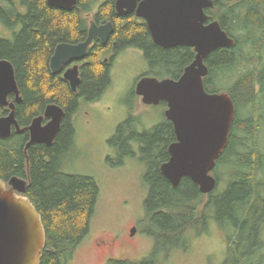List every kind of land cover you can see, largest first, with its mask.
<instances>
[{"label":"trees","instance_id":"16d2710c","mask_svg":"<svg viewBox=\"0 0 264 264\" xmlns=\"http://www.w3.org/2000/svg\"><path fill=\"white\" fill-rule=\"evenodd\" d=\"M98 1L77 0L72 10H63L47 0H22L28 11L13 9L12 15L22 23L15 39H0V58L13 63L23 94L16 109L19 124L27 128L50 103L66 110L51 146L32 144L26 155L28 130L19 136L0 137V179L7 183L13 176L25 178V195L42 216L46 244L40 264H67L90 231L99 184L92 176L66 173L62 166L74 144L72 116L79 109V99L97 101L111 84L115 57L107 63L105 57L111 50L117 56L128 47H137L149 63L144 75L174 79L195 58L191 47L156 45L143 18L118 14L117 0L99 5ZM206 12L235 40L233 47L218 48L206 60V90L227 91L236 108L228 145L213 171L218 184L209 197L189 177L174 187L160 169L170 156L163 146L173 136V123L165 118L146 129L139 138L145 145L139 158L146 165L144 179L149 187L146 219L157 245L143 260L111 258L104 264H162L157 257L161 240L186 237L189 230L201 226L207 232L213 222L228 231L225 264H264V176H260L264 175V0H214V7ZM91 20L113 22L114 32L108 43L96 39L89 48L80 67V84L73 91L69 82L52 73L50 61L59 43L85 41ZM134 120L138 123L136 118L128 119L119 131ZM219 183L226 184L222 192Z\"/></svg>","mask_w":264,"mask_h":264},{"label":"water","instance_id":"95a60500","mask_svg":"<svg viewBox=\"0 0 264 264\" xmlns=\"http://www.w3.org/2000/svg\"><path fill=\"white\" fill-rule=\"evenodd\" d=\"M50 6L72 10L77 0H47ZM214 0H117L119 15L135 14L143 18L156 45L163 48L191 47L194 60L185 67L178 79L145 75L135 85V93L148 105L166 102L165 116L173 123L177 141L169 147L170 157L162 163L161 172L174 187L189 177L202 193L212 192L218 182L213 175L217 161L229 142L236 108L227 92H208L204 78L209 74L206 63L209 55L221 47H233L229 36L218 20H210L207 9ZM114 32L113 22L97 24L91 20L88 37L77 44L59 43L51 58L53 73H62L77 91L81 81L76 64L64 71V66L86 59L95 38L109 42ZM15 93L21 101L13 63L0 59V105L9 106V115L0 118V137L11 136L12 127L20 129L15 104L8 95ZM66 111L57 103L46 106L43 115L30 124V140L26 150L36 143L51 146L57 138ZM49 121L43 124L44 118ZM10 185V187H9ZM28 181L13 176L8 184L0 179V264H40L46 244L42 216L25 195ZM133 233H135L133 229Z\"/></svg>","mask_w":264,"mask_h":264},{"label":"rangeland","instance_id":"374dc122","mask_svg":"<svg viewBox=\"0 0 264 264\" xmlns=\"http://www.w3.org/2000/svg\"><path fill=\"white\" fill-rule=\"evenodd\" d=\"M103 1L99 0L98 5ZM254 63H258L257 58ZM147 72L149 63L144 51L128 47L112 64L111 84L101 98L92 102L79 99V109L73 116L74 144L63 157L62 170L94 177L100 195L90 231L67 264H104L111 258L140 261L149 257L157 245L146 219L145 200L149 193L144 179L146 165L139 154L118 164L108 141L130 114L141 130L166 118L163 104H145L134 91L136 82ZM218 186L221 192L226 188L225 183ZM226 232L213 222L207 232L201 226L189 230L186 237L161 240L158 260L162 264H225L229 246ZM112 239L113 249L108 245Z\"/></svg>","mask_w":264,"mask_h":264},{"label":"flooded vegetation","instance_id":"af4514ba","mask_svg":"<svg viewBox=\"0 0 264 264\" xmlns=\"http://www.w3.org/2000/svg\"><path fill=\"white\" fill-rule=\"evenodd\" d=\"M13 9L15 10V12H20V13H25L28 11V8L26 5H23L22 3V0H0V39H5V40H10V41H13L16 37V34L17 32L19 31V29L21 28L22 26V23L18 21V19L16 18V16L13 17L12 13H13ZM133 15V14H131ZM14 18V19H13ZM91 23V22H90ZM98 24V23H97ZM102 24H105V23H102ZM100 25V24H99ZM114 25V23H113ZM90 27V26H89ZM2 28V30H1ZM89 31V29H88ZM112 38V36H111ZM110 38V40H111ZM98 39V38H95V40ZM95 40L93 42V44L95 43ZM109 40V41H110ZM71 44H77V43H71ZM92 44V45H93ZM115 44V43H114ZM91 45V46H92ZM90 46V47H91ZM111 57H115L116 59V55H115V52L113 50H111L109 52V54L105 57V62H109ZM0 59H7V58H0ZM115 59L114 61H111L112 64H114L115 62ZM9 60V59H8ZM85 60V59H84ZM75 61V62H72L68 65H65L64 66V71L70 67H73L75 66L76 64L79 65V68L81 67L83 61ZM51 62V61H50ZM51 68V67H50ZM52 71V69H51ZM53 73V72H52ZM53 74H56V73H53ZM63 79V72L62 73H58ZM80 75H81V71H80ZM65 80V79H64ZM67 81V80H66ZM68 82V81H67ZM70 84V83H69ZM19 86V85H18ZM20 90V96L22 97V100L21 101H18L17 100V95L15 93H10L8 95V101L9 103H13L15 104V107L17 109V105L20 104L22 101H23V94H22V91L21 89L19 88ZM141 97V96H140ZM163 104L166 109L165 111L167 110L168 108V105L166 102H161L159 103L158 105H161ZM157 106V105H156ZM0 107L3 108V110H0V118L4 117V116H7L9 115L11 109L9 106H2L0 105ZM65 110V109H64ZM66 111V110H65ZM45 112V110L43 111V113H41L40 115H43ZM76 114V113H75ZM74 114V115H75ZM38 115V116H40ZM73 115V116H74ZM36 116V117H38ZM66 116V115H65ZM73 116H72V122H73ZM35 117V118H36ZM166 117V116H165ZM16 118H17V115H16ZM65 118V117H64ZM131 118H135L134 115L130 114V116L126 119H131ZM34 119V118H33ZM33 119L31 120L30 124L32 123ZM167 119V118H166ZM18 120V119H17ZM126 120L122 121L115 133L109 138V145L112 147V150L114 152V154L116 155V159L117 160V163L122 165L124 163V160L129 157V156H135L137 154H140L142 153L143 149L145 148V145L143 144V142L140 141V135L146 130V129H143L141 130L139 128V122H135V120L133 121V123H130L128 124L126 130H123V131H119V126L125 122ZM49 121L48 118H44L43 120V124L47 123ZM19 122V121H18ZM30 124L28 125V127L30 126ZM63 124V122H62ZM159 123L155 124V125H158ZM20 125V124H19ZM154 125V126H155ZM24 128L20 125V129H22V131H17V128L15 126L12 127V133H11V136L12 137L13 135H16V136H19V135H22L26 130H28L29 132V138H28V141L30 140V131H29V128ZM8 137V138H10ZM56 140V139H55ZM28 141L26 142V144L28 143ZM165 145L163 146V149L164 150H167L169 152V147L172 143H174L175 141H177V136L175 134V130H174V133H173V136L169 139H165ZM55 142V141H54ZM44 144V143H43ZM29 149V148H28ZM28 149L26 150V146H25V154L27 155L28 153ZM160 151V150H158ZM156 151V152H158ZM170 155V154H169ZM170 157V156H169ZM109 160L111 159L110 157L108 158ZM167 161V160H166ZM164 163V162H163ZM162 165V164H161ZM161 169V167H160ZM214 175V173H213ZM215 176V175H214ZM9 182V181H8ZM7 182V184H8ZM10 187V185H9ZM209 194H205L207 197H209ZM108 245L111 249L114 248V245H115V240L112 239L111 241L108 242Z\"/></svg>","mask_w":264,"mask_h":264},{"label":"bare ground","instance_id":"6f19581e","mask_svg":"<svg viewBox=\"0 0 264 264\" xmlns=\"http://www.w3.org/2000/svg\"><path fill=\"white\" fill-rule=\"evenodd\" d=\"M14 17V16H13ZM14 19V18H13Z\"/></svg>","mask_w":264,"mask_h":264}]
</instances>
